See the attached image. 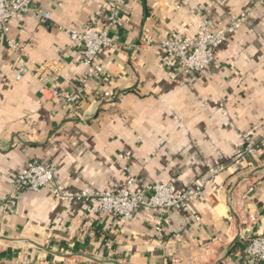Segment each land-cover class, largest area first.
I'll list each match as a JSON object with an SVG mask.
<instances>
[{
	"label": "crops",
	"instance_id": "1",
	"mask_svg": "<svg viewBox=\"0 0 264 264\" xmlns=\"http://www.w3.org/2000/svg\"><path fill=\"white\" fill-rule=\"evenodd\" d=\"M255 2L33 0L50 20L30 13L8 34L0 28V264H261L248 255L264 236V7ZM113 8L115 42L98 55L101 71L74 112L65 110L41 92L71 93L85 76L80 47L62 28L104 29ZM248 11L209 72L178 73L160 48L195 38L205 19L218 30ZM19 59L38 73L17 81ZM245 134L253 154H244ZM32 160L50 164L69 192H114L131 176L145 196L157 183L203 192L167 222L139 210L125 223L53 185L13 190Z\"/></svg>",
	"mask_w": 264,
	"mask_h": 264
},
{
	"label": "built area",
	"instance_id": "2",
	"mask_svg": "<svg viewBox=\"0 0 264 264\" xmlns=\"http://www.w3.org/2000/svg\"><path fill=\"white\" fill-rule=\"evenodd\" d=\"M256 7H264V0H256ZM30 13L36 16H43L50 20V13H43L33 7V0H0V28L6 34L10 28L8 24L18 20L21 16ZM251 12H243L230 17L226 27L216 30L211 20L205 19L198 25V35L195 38H169L162 40L160 48L167 54L168 58L174 62L175 71H183L191 74H202L211 71L216 63L218 50L228 42L229 38L235 34L249 19ZM119 14L115 8L109 11L107 26L104 29L91 28L86 31H79L74 28H62L71 38V41L80 47L85 67V76L71 93H64L56 89L43 87L42 93H49L53 99H57L63 109L74 112L76 104L84 94L86 81L101 71L97 64L98 55L105 49L112 46L115 38L110 33L111 28L119 25ZM147 43L153 40L148 38ZM11 49H17L15 41L8 40ZM38 73L37 68L33 67L24 59L16 62V79L21 81L32 71ZM108 95V94H106ZM244 154H253L255 144L248 134H245ZM127 173H131V168H125ZM223 170L219 166L212 170V175H216ZM203 179V183H204ZM135 178L132 176L127 181V186L117 191L107 192H69L64 189L57 179L53 167L42 161L32 160L27 167L17 175L13 182V190H28L41 192L44 188L53 185L59 196L76 198L86 202H98L99 208L106 213L116 214L120 219L129 223L134 219L135 213L139 210L157 211L161 219L167 222L166 215L171 210H181L196 202L203 192V185L181 190L173 184L157 183L152 188V194H144L134 191L132 186ZM251 221L255 216L249 217ZM247 222V221H246ZM249 257L264 264V236L254 237L248 247Z\"/></svg>",
	"mask_w": 264,
	"mask_h": 264
}]
</instances>
